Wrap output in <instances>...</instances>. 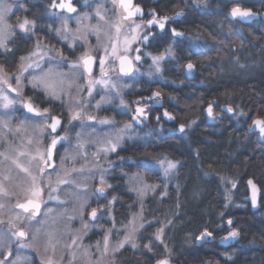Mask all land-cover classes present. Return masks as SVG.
Listing matches in <instances>:
<instances>
[{
  "label": "snow or ice",
  "instance_id": "1",
  "mask_svg": "<svg viewBox=\"0 0 264 264\" xmlns=\"http://www.w3.org/2000/svg\"><path fill=\"white\" fill-rule=\"evenodd\" d=\"M88 2L89 0H83L85 5ZM110 2L116 11V17L111 21L107 18V10L104 8L103 3H100L94 9V16L97 18L95 25L85 26L82 24L83 20L90 19V14L88 13H84L77 18L79 26L75 30L69 28L67 19L63 20L60 28L53 29L49 25V30H54L56 35L64 40H69V35H71L72 39L69 42V47H73L75 41L78 39H84L86 41L87 32L89 31L96 35L98 41L97 48L103 49V55L100 56L94 55L93 49L88 48L74 60H67L63 52L59 49H51L55 53V56L60 57L61 61L67 60L70 69L73 70V80L67 82L68 87H71L75 83V80L80 77L81 73L84 74V78L88 84L87 92L89 97L93 95L96 85L110 88L116 92L117 96H120L121 93L118 85L112 80V76L110 75V73H116V64L113 63L110 66L108 64L109 58L113 61H118L119 74L117 75V80H119L120 76L132 75L134 71L138 70L135 67V62L142 61V55L139 54L141 53V49H133V45L137 42L145 45L152 43L156 38L151 31L153 28H158L160 30L159 35H164L168 31V25L177 17L183 15L181 11L175 13L173 17L167 15L159 16L155 9H150L151 19L143 23H137L135 18L137 16H143L144 13L141 6L134 3V0H110ZM203 2L204 0H198V3ZM233 2L235 3V0ZM16 3H19V0H14L11 5L6 3V0H0V50L4 52L11 51L7 47V39L12 35V33L7 31L10 26L4 22L9 13L13 12ZM261 6H264V0H261ZM50 7L66 10L68 13H75L77 11L73 0H59V3L56 0H52ZM229 14L233 18H239L241 20L251 19L259 15L258 13H254L251 8H241L238 4L231 8ZM102 25H108L112 29L111 32L105 31L103 33L105 42L101 41ZM17 26L25 35H35V20L25 18L22 21H18ZM125 29L127 30L125 31ZM182 35L183 33L178 32L175 28L171 29V36L173 38ZM43 47L42 43L37 41L35 50L30 52L27 57H21V63L15 73H9L5 66L0 64V109L4 110L0 114V144L7 146L4 151H0V225L5 223L8 225L6 232H0V249L8 251L9 255H11L10 246L13 243L12 238H15L19 247L32 248L37 252L40 256V264H62L64 260L63 254L60 255L59 259L56 256L57 245L61 241L58 239L56 230L47 226L48 218L51 216L53 209L48 208L45 210L43 212L45 218L40 219L42 211L41 204L43 203L45 185L49 189V199L58 200L60 203H65L66 201L60 200L59 196H52L51 193L60 191L62 185H71L72 187L67 193L72 200L71 211L65 210V212L59 214L62 218L66 219L65 228L68 232H72L70 243L63 245L64 248L68 249V255L71 257L68 260V264H75L77 261L80 264H116L115 254L119 253L126 245H131L133 249L139 247L136 238L137 233L144 227L143 197L148 191H156L158 186L145 183L144 177L139 173L133 174L129 178L131 182L129 190L137 193V197L141 201V211L133 213L126 223L121 222V227L124 230L123 238L113 240L114 230L119 232V229L116 227V221L111 214V206L117 197L113 196L112 199L107 200L106 203L100 204L98 207H91L88 195L89 186L82 182L86 178L78 177L74 174L82 173L85 168H88L90 171L97 170L99 180L91 194L96 196L97 200L106 197L107 191L112 185L106 179L107 169L103 168L99 161L105 159L109 152L116 151L123 140L125 130L131 128L132 124L131 122H127L114 133H105L103 135L96 134L95 129L88 132H76L77 142L74 152L70 157L73 164L71 167H65V162L69 158L66 153L64 156H61V165L57 170L51 162L54 158L57 145L62 141L68 140V130L65 129L64 135H59L58 130L63 127L61 118L54 115L50 108H41L33 103L32 97L24 95V73L29 69L40 67V61L49 55V52L44 51ZM133 50L138 54L132 56L131 52ZM143 55L151 54L143 53ZM166 55H173L171 44L168 46L166 52L151 55L152 64L155 67L156 73H160V62L164 60ZM34 56H39V59L32 60ZM97 61L100 67V76L95 78L92 67ZM185 68L190 73L194 65L189 62L185 65ZM66 75L65 73L56 72L49 68L46 71H41L39 75L31 76L28 79V83L33 88H41L53 100H60L61 93L67 95L64 87ZM13 80H15V87L12 84ZM76 88V95L72 96L70 101L65 102L68 105L69 123L80 121L83 124L84 121H97L101 125L111 124V118H97L94 114L87 111L90 102L84 100L79 95L83 91V86L76 85ZM10 93H14L15 97L11 96ZM160 95L161 93L159 91H154L148 99H154L156 102H159L157 98ZM108 102H110L109 98L102 96L94 107L98 109L102 103ZM17 104L27 113L32 114V116L17 121L13 126L8 110ZM120 106L128 108V104L123 98L120 99ZM206 111L210 118H216L211 103H209ZM227 112H233V108L228 107ZM240 115L247 114L240 113ZM164 116L169 119H174L167 111L164 112ZM146 118L147 112L145 111V107L140 106L139 102H137L135 113L131 118L132 121H141ZM192 123H195V121H191L187 125L181 124L178 130L183 133L185 127H190ZM249 127L250 129L253 127L257 128L260 133V138L264 139V118L253 119ZM9 135L14 139H18L20 143H14L13 140L9 139ZM45 137L48 138L47 143H44ZM90 143L96 144L97 147L96 151L91 153V159H88L85 152V145ZM78 157L84 160V163L79 168L75 167V162ZM154 159L160 168L163 169L165 176H168L176 170L179 164V161L169 160L166 156L163 159ZM48 168H53L54 176L47 172ZM14 169L17 172L16 177L12 175ZM92 179H96V177L93 176ZM224 179L226 178L221 177V180ZM6 181L9 183L6 184ZM231 183L233 187L236 186L234 181H231ZM10 185L14 186L16 191H10ZM248 185L252 192V205L256 207L258 189L251 179L248 181ZM162 195L166 196L167 192H163ZM13 196L16 197L14 204L6 202L7 198ZM226 199L230 200L231 197L227 196ZM177 207H179V204H177ZM89 208L90 211H88ZM13 209L18 211H13ZM104 210H107L108 218L112 220V224L111 227L104 229L102 241H97L96 249L99 255L93 260V253L90 251V246L85 247L78 243L93 227L92 224L83 220V216L87 212L89 220L96 221L102 217ZM223 215L224 213H221V216ZM77 218L81 220V226L79 229L73 231L70 226L71 221ZM227 223L231 225L233 221L230 219ZM170 224H172V220H167L166 223H162L151 234L154 241H159L165 245L166 253L170 252V249L167 248L163 237L165 229ZM100 227L103 228V225H100ZM239 234L238 230L232 229L223 239H234ZM211 235L212 233L205 229L196 239L200 240ZM25 240L28 242L24 243ZM153 240L144 244L143 247L148 251H152ZM41 249H43L42 252ZM110 255L112 256L111 260L108 259ZM23 259L25 258L17 256L11 261V264H21ZM7 261L8 256H5L4 259L0 260V264H7ZM156 264H170L168 256H163V258L156 261Z\"/></svg>",
  "mask_w": 264,
  "mask_h": 264
},
{
  "label": "flooded vegetation",
  "instance_id": "2",
  "mask_svg": "<svg viewBox=\"0 0 264 264\" xmlns=\"http://www.w3.org/2000/svg\"><path fill=\"white\" fill-rule=\"evenodd\" d=\"M215 7L213 9H204L201 7L202 3H195L194 1L178 0L177 3L163 5L160 0H134V3L139 4L143 9V16H137L135 18L137 23H143L151 19L149 10L155 9L159 16H175L177 12H183V15L177 17L168 25V31L164 35H159L160 30L158 28H153L151 31L156 36L150 44L135 43L133 49L140 48L142 55V61L135 62V67L138 69L134 71L132 75L120 76L117 80V75L119 74L118 61H113L111 58L108 60V64L111 66L113 63L116 64V73H110L112 80L118 85L121 95L117 96L115 91L110 88H104L103 86L96 85L93 95L88 96L87 88L88 84L84 78V74L81 73L80 77L75 80V83L71 87H68V79L73 80L72 71L67 63V60H74L80 53L88 48H92L94 55H103V49L97 48V37L91 31L87 32V39H78L75 41L73 47H69V42L72 37L69 35V40H64L60 36L56 35V32L49 30V25L53 29L60 28L64 19H67L68 26L70 29L75 30L79 25L77 23V18L82 16L84 13L90 14L89 20H83L82 24L85 26L95 25L97 23V18L94 16V10L98 4L103 3L104 8L107 7V2L105 0H89L88 4L85 5L83 0H73L74 6L77 11L75 13H68L66 10L59 8H52V0H19V3L15 4L12 14L10 15V21L23 20L25 18L29 20L36 21L35 38L31 35H25L21 30H12L13 35L7 40V47L11 49L9 52H4L0 50V64L9 61L12 55L19 58L24 57L33 47H35L37 40L42 43V45L48 49H59L63 52L64 56L67 58L65 61H61L60 57L55 56L52 52L50 59L56 61V72H62L67 74L65 77L66 83L64 85L67 95L61 93L60 100H53L50 96H47L42 89H25L24 95L32 97L33 103L40 106L41 108H50L54 115H57L62 120L63 127L58 130L59 135H64L65 129L68 130V140L62 141L57 145V149L54 152L53 166L58 170V165L61 160V156H64L70 151L68 157L70 158L74 152L76 145V132L84 131L88 132L92 129L96 130V134L103 135L105 133H114L123 127L127 122H131L132 127L126 129L123 134V140L119 147H117L115 152H109L105 161L108 159L114 160L115 166L110 168V175L108 178V183L112 185L108 189L106 197L97 200V197L91 193L94 191L95 185L98 180L95 179L92 182L88 180V195L89 203L91 207H98L100 204H104L107 200L112 199L113 196L117 199L113 202L111 206V214L114 220L121 224L120 219H124L126 210L130 212L135 211L134 207L138 206L139 199L136 192L130 191L131 185L126 182L125 174L140 171L150 173L155 175V179L148 181L154 182L159 181V175L157 170L149 166L144 165L141 161L148 159H154L155 157H169L173 159H178L180 161L174 179L172 183L167 185L168 197H163L164 203L173 201H181L180 191L184 190L185 185L183 184V179L181 173V165L183 164L182 158L175 157L174 152H182L187 144L188 136L191 130L196 129L202 131L209 125H214L215 123L224 122L226 114L223 110L224 106L233 107L229 102L224 103L218 97L217 88L206 87L205 84L208 83L206 78L212 76V73L206 72L208 69L216 67L217 54L214 53L216 49L219 48L217 45L219 42H215L214 48L210 53H203L201 48L204 45V41H210L214 37L213 33H216L217 28L221 30H227L228 33H222L225 37L228 36V40L232 46V55L230 56V66L238 65L240 59L247 57L250 53V48L247 47L250 39V33L256 32L264 37V18L258 16L249 22H241L238 18H233L229 16V12L232 7L238 6L241 8H251L252 11L256 13H261L264 11V6H261V0H227L225 7H220V0H214ZM14 0H8V4H13ZM213 3V0H211ZM23 5V7H21ZM25 9H27L25 11ZM111 20L116 17V11L111 5ZM204 12H211L214 14V20L219 23L212 25V30L207 26L206 30H200L201 24H197L198 20L207 19L203 14ZM93 13V15H92ZM107 15V12H106ZM108 16V15H107ZM209 19H207L208 21ZM9 25V24H8ZM175 28L178 32L183 33L182 36L173 38L171 36V29ZM215 28V29H213ZM101 38H104L103 33L105 31L111 32L112 29L108 25H102ZM8 30V29H7ZM127 29H125L126 31ZM210 33V34H209ZM151 39V37H150ZM215 39H217L215 35ZM218 40V39H217ZM103 42V40H101ZM90 42V43H88ZM88 43V45H87ZM240 44L242 49H236V44ZM251 43V42H250ZM171 44L173 50V56H165L162 60V71L160 73L155 72V67L152 64L151 55H158L166 52L168 46ZM221 44V43H219ZM264 44V38H263ZM21 46L24 48L22 51L15 50L16 46ZM250 46V45H249ZM80 48L84 49L82 52H77ZM223 48V47H222ZM261 54L264 55V46H261ZM143 53H150L151 55H143ZM134 50L131 52L132 56L137 55ZM212 55L211 60H205V57ZM193 63L194 68L189 73L185 68L187 63ZM19 64V62H18ZM4 65V64H2ZM227 66V64H226ZM12 71H8L13 72ZM93 75L95 78L100 76V67L98 61L93 64L92 67ZM151 74V75H150ZM161 74L160 77L156 75ZM213 77V76H212ZM13 82V81H12ZM76 85H82L83 91L79 93L80 97L86 101H89V107L87 111L94 114L97 118L107 117L111 118L112 123L108 125H101L97 121H84L83 124L80 121H73L71 124L68 121V105L66 101H70L71 97L76 95ZM126 85V86H125ZM214 90V92H212ZM154 91H159L161 93L160 97L157 98L159 102L154 99H148L152 96ZM15 97L14 93H11ZM102 96L109 98L110 102L102 103L100 108H95L97 101L101 99ZM264 96V95H263ZM123 98L127 104L128 108H123L120 106V99ZM137 102L140 106L145 107L147 112V118L141 121H132V116L135 113V108L137 107ZM212 104L214 114L216 118L213 119L214 122H209L207 115L205 113L206 109ZM187 110L194 111V114L188 116ZM170 113L174 119H169L164 116V112ZM10 117L12 119L13 126L17 121L25 119L26 117H31L32 114L27 113L19 104L15 105L11 109ZM195 121L190 127H185V131L181 133L178 129L181 124L187 125L189 122ZM250 128H248V132ZM254 138L259 142L260 149L264 150V142L259 141L257 136L258 133L251 132ZM9 139L13 140L14 143H20L18 139H14L9 135ZM48 138L45 137V143H47ZM7 146L5 144H0V151H4ZM96 144L90 143L85 145V152L88 157H91V153L96 151ZM95 148V149H94ZM145 149L148 150V155L143 153ZM173 150V154L170 151ZM81 159V158H77ZM125 160V161H124ZM88 170V169H84ZM83 171V172H84ZM97 171V170H96ZM47 172L49 174L54 173L53 168H48ZM98 172V171H97ZM17 172L14 169L12 175H16ZM22 175V174H20ZM158 175V176H157ZM209 176L210 173H207ZM215 176V175H214ZM15 177V176H14ZM212 177V176H211ZM248 178H244V185L247 189L246 194L242 197V200L247 204L250 210V202L248 200V187L246 181ZM217 181V186H219L217 177L213 178ZM252 180L258 185L260 189L259 202L261 208L263 206L262 198L264 197V192L261 190L259 184L254 178ZM161 182V181H159ZM157 182L158 184H160ZM238 180H235L237 185ZM6 184L7 181L5 182ZM71 185L68 188L63 189L61 194L66 198V202L60 204L52 199H45L43 196V203L41 204V216L40 219H44L43 212L48 208L53 209L51 216L48 218V227L54 228L56 230L57 214L62 212L63 208H68L69 212L72 208V200L67 195ZM236 186L233 189V200L237 198L234 196ZM10 191H16L14 186L10 185ZM60 194V195H61ZM61 195V196H62ZM239 197V196H238ZM238 201V200H237ZM6 202L14 204L16 202V197L7 198ZM143 208L146 207L149 213L153 211L155 206V195L146 197L143 199ZM260 208V209H261ZM259 209V210H260ZM13 211H18L13 209ZM90 211V208L88 209ZM113 211V212H112ZM251 211V210H250ZM257 212V211H256ZM108 213L107 210L103 211V215ZM154 213V212H153ZM253 213V212H252ZM96 220L91 221L85 212L83 220L89 223L99 222L101 225H106V217L103 216ZM7 217V214H6ZM226 219L222 222L225 224ZM58 223V221H57ZM71 229L74 231L79 229L81 226V220L79 218L71 221ZM220 228L218 232H211L212 235L208 239H200L196 242L207 241L213 244V251L218 256L216 259V264H224V262H231L233 260V254L235 250L245 246L242 233L233 243H230L228 247L223 248L218 243V240L227 235L232 229H236L233 226H226ZM59 228V226H58ZM8 230L7 223L0 225V232H6ZM237 230V229H236ZM239 231V230H238ZM100 232V231H99ZM58 233V232H57ZM72 233V232H71ZM10 246L11 255L9 252L0 249V260L8 256L7 264H11L17 256H21L25 259L21 261V264H40V256L32 248H21L16 243L15 238ZM28 241L25 240L24 243ZM247 246V245H246ZM43 249H41V252ZM231 255V256H230ZM57 259L59 258V253H56ZM69 256V255H67ZM230 257V258H229ZM171 263L178 264L170 260ZM155 263V262H154ZM153 263V264H154ZM182 264V263H179Z\"/></svg>",
  "mask_w": 264,
  "mask_h": 264
},
{
  "label": "trees",
  "instance_id": "3",
  "mask_svg": "<svg viewBox=\"0 0 264 264\" xmlns=\"http://www.w3.org/2000/svg\"><path fill=\"white\" fill-rule=\"evenodd\" d=\"M169 1L170 4L178 2V0H160L163 5L168 4ZM214 3V0L213 3L207 0V3L201 7L213 9ZM226 3L227 0H220L219 6L225 7ZM214 14L204 12L203 15L209 20L202 19L196 22L201 24L200 30H206L207 26L212 30V25L219 23L214 20ZM217 30L213 33L211 42L204 41L201 48L203 53L208 54L214 48L215 42L221 43L217 44L219 48L214 51L218 60L216 67L206 71H210L213 77H204L208 81L205 85L217 88L220 100L224 103L229 102L236 106L238 112L247 115L238 118L225 115L224 122L209 125L202 131L191 130L184 150L174 152L175 157L184 159L181 165V170L184 171L181 175L185 187L180 191L179 207H177L178 202L176 204L169 201L162 207L155 206L154 213L156 217L173 218L169 235L171 238L167 243L168 248L173 252L170 256L173 262L203 264L204 260L210 262L216 260L218 256L212 250L213 244L207 241L197 243L196 237L205 229L213 233L218 232L220 228L225 229V224L222 222L233 218L234 222L230 226L242 233L245 246L235 250L233 260L224 264H264V197L262 208L253 213L242 200L247 191L243 181L246 177L254 178L264 192V150L262 152L260 149L254 134L247 131V121L252 117L264 118V55H260L261 46H264V37L257 32L250 33L247 45L250 53L240 59L238 67L230 66L232 46L228 36L222 35L228 32L218 28ZM215 35L218 40L215 39ZM236 47L242 49L238 43ZM23 49L18 45L15 47L18 51ZM211 59L212 55L205 57V60ZM18 62L19 58L16 59V56L12 55L9 61L2 64L7 71H12L18 66ZM143 153L148 155V150L145 149ZM170 153L173 154V150ZM206 173L210 175L206 176ZM221 173L232 175L238 180L234 194L237 197L236 207L226 204L220 185L217 186V181L213 179ZM154 177L156 176L149 173L150 180L155 179ZM221 213L224 215L221 216ZM162 256L161 247L154 246L152 256L135 255L131 259V264L136 262L153 264Z\"/></svg>",
  "mask_w": 264,
  "mask_h": 264
},
{
  "label": "rangeland",
  "instance_id": "4",
  "mask_svg": "<svg viewBox=\"0 0 264 264\" xmlns=\"http://www.w3.org/2000/svg\"><path fill=\"white\" fill-rule=\"evenodd\" d=\"M92 1H94V0H92ZM105 1L107 2V7H106L107 15H108L107 18L111 21V18H110L111 17V12H110V10H111V5L112 4H111L110 0H105ZM186 1H194L195 3H198V0H186ZM7 2H8V0H6V3ZM206 3H207V0H205L202 4L205 5ZM92 11L94 12V10H92ZM11 14L12 13H9V15L6 18V20H5L4 23H6L7 25L9 24L10 28H8L7 31L10 32V33H12V35H13L12 30H20L18 28V26H17V23H18V21H21V20L10 21L9 18H10V15ZM92 15H93V13H92ZM12 35L9 38H11ZM28 35H31V34H28ZM31 36H33L35 38V35H31ZM101 40H103V42H105V38H101ZM88 43H90V42H88ZM88 43H87V45H88ZM34 50H35V47H33L24 57H27L29 55V53L32 52V51H34ZM43 50L44 51H48L49 52V55L45 56L43 58V60L40 61V67L29 69L27 72L24 73V76H25V79H24V92H25V89H27V88L28 89L30 88V89H33V90L36 89V88H33L31 86V84L28 83V79H30L31 76H33V75H39L41 73V71H46L49 68L53 69V71L57 70V68H56V61L50 59L51 54H52V51L50 49L46 48V47H43ZM83 50L84 49L80 48L77 52H79V51L82 52ZM37 59H39V56L32 57V60H37ZM20 63H21V60L19 61L18 66L14 69L15 71L10 72V73L17 72ZM160 67H161V71H162V61L160 62ZM160 75L161 74H158L156 76L157 77H160ZM68 81H72V80L69 78ZM12 84L15 87V80H13ZM37 89H41V88H37ZM10 95L12 96L11 93H10ZM233 107L236 108V106H233ZM3 111L4 110L0 109V114H2ZM8 111H9V115H10L11 109L8 110ZM240 113L241 112H238V110L236 108L235 110H233V112H231V116L233 118H238L239 116H243V115H240ZM187 114H188V116H190V115L192 116L194 114V111L187 110ZM255 118H259V117L258 116H254V117H252L251 120L247 121L248 122L247 128H250L249 126L251 125V121L253 119H255ZM44 143H45V138H44ZM69 154H70V151L67 152V156ZM87 158L88 159H91V157H88V156H87ZM155 158L163 159L164 157H155ZM167 158L169 160L179 161L178 159H173V158H169V157H167ZM145 159L146 160H142L141 162L144 165H146V166H149L151 168L156 169L157 170V173H158V175L160 177L159 178V181H161V182H159V181L151 182V181H148L149 179L146 180L145 177L146 178H149V173L144 172L145 173V176H144V174L142 172H140V171L131 172V173H128L127 175H125L126 182L131 185V182H130V179L129 178L131 176H133V174L139 173L141 176L144 177V182L145 183L157 185L158 187H157L156 191H148L147 194L143 197V199H145L146 197H150L152 195H155V201H156L155 202V206L157 208H159V207H162L165 204L164 203V199L165 198H163V197H168V196L167 195L164 196V195H162V193L163 192H167V194H168V190L169 189H167V185L169 183H172L177 168L171 174H169L168 176H165L164 175V172H163V169L160 168L159 164L156 163V160L155 159H148L147 157H145ZM109 162H110V164H109ZM83 163H84V160L82 158L81 159H77L76 162H75V167L79 168L81 166V164H83ZM99 163H101L102 167L103 168H106L107 171H109L110 168H112V167L115 166L114 160H112V159H108L106 161H105V159H102L101 161H99ZM179 163H180V161H179ZM72 164H73V161L70 158H68L66 160V162H65V167H71ZM60 165H61V160L59 162L58 168H60ZM85 169H88V168H85ZM16 175H13V177L14 176L16 177ZM52 175L54 176L55 173H52ZM74 175H76L78 177L86 178V179H83L82 180L83 183H87L88 180L90 182H92L93 180H95V179H92L93 176H95L96 179L99 180V173L96 170L90 171L88 169V170H85L82 173H77V174H74ZM109 175H110V172H107L106 173V178H108ZM206 176H208V175H206ZM221 177H225L226 179L221 180ZM217 179H218V183H219V185L221 187V190L223 191V194H224L223 196L225 197L226 204H230V205H233V207H236L237 202H236L235 199L233 200V189H234V187L232 186V183H231V181H234L235 182L234 176L228 175V174H225V173H221V174L217 175ZM107 182H109L108 179H107ZM157 182H159L160 184H158ZM7 183H9V182H7ZM68 186H70V185H62L61 188H60V191L53 192V193H51V195L52 196H59L60 197V200L66 201V198L61 194V191L63 189H65V188L67 189ZM43 196H45V199H47V200L49 199V189L47 188L46 185L44 187V195ZM227 196H230L231 199L230 200L226 199ZM52 200L59 202L58 200H55V199H52ZM60 204H62V203H60ZM137 205L138 206L134 207L135 211L130 212V210H126V214H125V217L126 218H124L122 220L120 219V221L126 223L127 220L131 218V216H132L133 213L140 212L141 211V201L140 200H139V203ZM65 210H68V208H63L62 209V212L59 211V213L57 214V221H58V223H57V221H55V223H56V232H58L57 233V236H58V239H60V241H61V243L59 245H57V250H58V253H59V257H60L61 254H63V256H64V260L62 261V264H68V260L71 259L70 256H67L68 255V249L64 248L63 245L65 243H70L71 238H72V233L71 232H68V230L65 228L66 219L65 218H62L59 215L60 213L65 212ZM154 211H155V208H153L152 213L151 212L149 213L148 208H146V207L143 208L144 227L141 228L140 231L137 233V238H136V242L139 245V247L137 249H133L131 247V245H126L125 248L121 249V251L119 253H116L115 254V257L114 258L116 260V264H131L132 263L131 262V259L135 255H142L143 257L146 256V255L152 256L153 255L154 246H160L163 256L167 255L168 258H169V260H170V256H171V254H173V252L170 250V252L166 253L165 252V245L164 244H161L159 241H154L151 234L153 232H155V230L158 227H160V225L162 223H166L167 220H172V223H173V218L165 217L166 219H164V218H161V217H156L155 213H153ZM103 216H105L106 217V220H108L109 222L108 223L106 222V225H103V228L100 227V225L102 223L101 224L99 222H97V223H90V224L93 225V227L83 236V239L82 240L78 241V243H80L81 245H83L85 247H89L90 246V251L93 253V260H95V258L99 255V253L97 252V249H96V243H97V241H102V237L104 235V229L111 227V224H112V220H110L108 218V213H105ZM112 217H113V215H112ZM226 221H227V219H226ZM156 224H157V226H156ZM58 226H59V228H58ZM116 227H117V229H119V232H117L116 230H114V232H113V240L122 239L123 238L124 230L121 227V224L117 222ZM171 227H172V224H170V225L167 226V228L165 229L164 237H163V239L165 241V244L167 245V248H168V244H167L168 243V239L171 238L169 236L170 235V232H171ZM150 240H153V243H152V251H148V250H146L143 247V245L149 243ZM168 249H170V248H168ZM163 256L160 257L159 259L163 258ZM108 259L111 260L112 259V256L110 255ZM159 259H157V260H159ZM75 264H80V262L77 261V262H75ZM136 264H138V263L136 262ZM209 264H216V260H213L212 262L209 261Z\"/></svg>",
  "mask_w": 264,
  "mask_h": 264
},
{
  "label": "water",
  "instance_id": "5",
  "mask_svg": "<svg viewBox=\"0 0 264 264\" xmlns=\"http://www.w3.org/2000/svg\"><path fill=\"white\" fill-rule=\"evenodd\" d=\"M56 2L57 3H59V0H56ZM254 12V11H253ZM230 13V12H229ZM254 13H256V12H254ZM259 15H257V16H255V17H253V18H251V19H246V20H241V19H239L241 22H249V21H251V20H253L254 18H257L258 16H261V17H263L264 18V11H262L261 13H258ZM229 16H230V14H229ZM231 17V16H230ZM263 95H264V90H263ZM227 106H224L223 107V110H224V112L226 113V114H230L231 112H227ZM205 113H206V115H207V118H208V121L209 122H214V120L212 119V118H210L209 116H208V114H207V111H205ZM255 119H257V118H255ZM251 123H252V121H251ZM249 131L250 132H255V133H258V136H257V138H258V140L259 141H262V142H264V139H261L260 138V133H259V130L257 129V128H255V127H253V128H251V129H249ZM53 160H52V165H53ZM252 180V178H248L247 179V181H246V184H247V187H248V200H249V202H250V210H251V212H256V211H258L260 208H261V204H260V202H259V198H260V189H259V187H258V185L255 183V185H256V187H257V189H258V191H257V205H256V207H253V205H252V202H251V196H252V192H251V188H250V186L248 185V181L249 180ZM228 220H230V219H228ZM227 220V221H228ZM231 220L234 222V219L233 218H231ZM227 221H225V225L226 226H230L228 223H227ZM228 235V234H227ZM227 235H225V236H223V237H221L219 240H218V243L220 244V246H222L223 248H226V247H228L229 246V244L230 243H233L234 241H236L237 239H238V237H236V238H228V239H223L224 237H226ZM210 236H207V237H204V239H208ZM170 261V260H169ZM154 264H156V262L154 263ZM170 264H175V263H171L170 262ZM203 264H209V260H204V262H203Z\"/></svg>",
  "mask_w": 264,
  "mask_h": 264
}]
</instances>
